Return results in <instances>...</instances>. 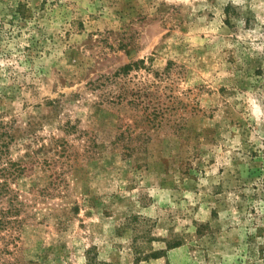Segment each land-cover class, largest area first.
Returning a JSON list of instances; mask_svg holds the SVG:
<instances>
[{"label": "rangeland", "instance_id": "rangeland-1", "mask_svg": "<svg viewBox=\"0 0 264 264\" xmlns=\"http://www.w3.org/2000/svg\"><path fill=\"white\" fill-rule=\"evenodd\" d=\"M0 149V264H264V0H0Z\"/></svg>", "mask_w": 264, "mask_h": 264}, {"label": "trees", "instance_id": "trees-1", "mask_svg": "<svg viewBox=\"0 0 264 264\" xmlns=\"http://www.w3.org/2000/svg\"><path fill=\"white\" fill-rule=\"evenodd\" d=\"M0 151H1V149H0ZM1 154V153H0ZM9 162V161H8ZM5 183V182H4ZM89 264H92L91 262L89 263Z\"/></svg>", "mask_w": 264, "mask_h": 264}]
</instances>
